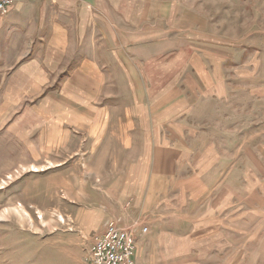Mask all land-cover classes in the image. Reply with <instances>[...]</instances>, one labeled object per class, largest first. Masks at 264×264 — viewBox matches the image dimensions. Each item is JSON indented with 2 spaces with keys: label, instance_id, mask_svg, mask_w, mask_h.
Masks as SVG:
<instances>
[{
  "label": "crops",
  "instance_id": "0c3cea01",
  "mask_svg": "<svg viewBox=\"0 0 264 264\" xmlns=\"http://www.w3.org/2000/svg\"><path fill=\"white\" fill-rule=\"evenodd\" d=\"M199 1L21 0L0 18V141L22 143L30 153L40 139L65 141L61 135L78 124L86 133L89 130V140L96 147L108 137L124 144L128 164L135 165L130 172L134 177L128 180L131 201L125 209L131 206L134 214L156 211L160 219L154 226L163 229L161 237L173 235L172 241L181 244L195 243L194 234L179 235V229L195 225L183 220L170 224L176 233L168 229L162 213L182 212L181 207H170L168 199L186 196L182 206L195 222L202 201L214 206L212 198L218 190L207 184L213 180L205 174L213 171L212 161L202 171L197 157L187 162L184 133L195 139L199 125L195 126V108L189 113L179 110V105L195 100L198 85H222L227 80L224 71L232 66L230 56L217 54L229 51L228 44L207 40L202 50L195 48V34L201 31L209 37L211 21L199 11ZM31 6L38 8L27 12ZM246 31L244 27L241 36H264V32L248 35ZM247 47L264 53V46L247 40L236 52ZM258 65L250 67L255 74ZM123 101L126 108H121ZM45 122L51 126L48 134ZM190 165L193 172L185 175L182 171ZM201 217L196 223L204 220ZM116 223L125 227L119 220ZM132 223L140 224L135 244L137 237L145 239L153 232L144 220ZM181 244L170 250V257L165 251L161 264H175L176 257L190 251ZM134 261L144 264V256L135 254Z\"/></svg>",
  "mask_w": 264,
  "mask_h": 264
},
{
  "label": "rangeland",
  "instance_id": "374dc122",
  "mask_svg": "<svg viewBox=\"0 0 264 264\" xmlns=\"http://www.w3.org/2000/svg\"><path fill=\"white\" fill-rule=\"evenodd\" d=\"M228 2L200 0L199 11L211 17L210 31L209 37L200 35L201 31L195 34L197 50L207 40L232 46L226 53H217L230 56L231 69L224 71L227 80L222 85H198L195 100L179 105V110L189 113L195 108V126L199 125L195 139L184 133L187 162L197 157L201 171L211 161L215 164L213 171L205 173L213 178L207 184L218 190L212 198L215 207L200 198L194 222L182 206L188 198L171 196L168 205L181 207L182 212L162 213L161 218L168 229L183 220L194 224L195 228L179 229V235L188 231L195 243L172 241L175 236L170 234L167 239L161 237L163 229L154 226L160 219L156 211L134 214L131 206L125 209L131 201L128 180L135 168L128 164L129 150L110 137L96 147L89 140V130L87 134L77 124L61 135L65 141L40 139L30 153L22 143L0 141V264H90L88 250L106 222L119 220V225L132 227L135 233L140 226L132 223L136 219L144 220L146 229L153 231L145 239L137 237L135 244L136 258L143 255L144 264H161L164 252L170 257V250L180 248L179 244L190 251L176 257L175 264H264V53L248 47L236 52L245 40L264 46V36H241L244 27L248 35L264 32V0ZM37 8L28 7L27 12ZM259 63L255 74L250 67ZM121 108H126V102ZM44 125L47 134L48 129L51 132V126ZM12 144L15 149L5 148ZM34 157L38 159L32 164ZM182 172L191 175L193 168L184 167ZM196 193L200 196L199 189ZM199 217L204 220L196 223Z\"/></svg>",
  "mask_w": 264,
  "mask_h": 264
},
{
  "label": "built area",
  "instance_id": "2783aa9c",
  "mask_svg": "<svg viewBox=\"0 0 264 264\" xmlns=\"http://www.w3.org/2000/svg\"><path fill=\"white\" fill-rule=\"evenodd\" d=\"M17 1L21 0H0V18L5 17ZM135 252L132 227H120L108 221L102 235L94 238L87 259L90 264H134Z\"/></svg>",
  "mask_w": 264,
  "mask_h": 264
}]
</instances>
